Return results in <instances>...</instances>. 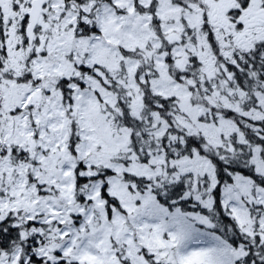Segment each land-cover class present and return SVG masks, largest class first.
I'll return each mask as SVG.
<instances>
[{
  "label": "snow or ice",
  "instance_id": "snow-or-ice-1",
  "mask_svg": "<svg viewBox=\"0 0 264 264\" xmlns=\"http://www.w3.org/2000/svg\"><path fill=\"white\" fill-rule=\"evenodd\" d=\"M0 264H264V0H0Z\"/></svg>",
  "mask_w": 264,
  "mask_h": 264
}]
</instances>
